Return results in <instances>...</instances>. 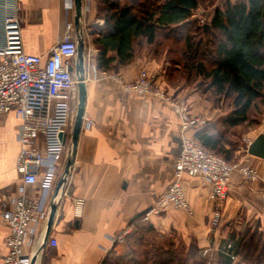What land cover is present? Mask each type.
<instances>
[{
    "label": "crops",
    "instance_id": "obj_1",
    "mask_svg": "<svg viewBox=\"0 0 264 264\" xmlns=\"http://www.w3.org/2000/svg\"><path fill=\"white\" fill-rule=\"evenodd\" d=\"M226 1L218 0L213 8L196 12L211 20L216 8ZM74 2L21 0L23 45L27 54L48 56L68 27L75 30ZM99 2L83 0L81 23L87 33L86 61L89 60L90 67L86 69L90 78L93 65L97 66L98 50L89 34L94 25H104ZM1 34L0 31V43ZM157 44L136 41L134 60L107 73L116 72L127 82H133L143 70L162 71L169 94L174 99H186L191 106V118L200 121L186 135L196 140L205 129H212L222 146L232 152L234 160L247 156L246 148L264 135V117L258 122L259 131L247 128L246 135L241 136L239 126L232 128L227 123L232 113L229 104L213 98L205 85L189 86L182 81L177 86L171 84L178 66L172 67L167 53H156ZM87 86L84 120H92L95 125L87 129L83 122L75 164L68 183L58 194V210L48 240L45 241L49 220L29 236L26 252L34 255L39 250L38 264H102L117 245L115 238H123L142 226H153L163 238L177 245L196 244L207 264H236L238 252L237 259L232 261L221 254L222 248L231 242L236 250L247 228H259L264 233V159L251 157L262 174L261 181L251 185L234 174L231 195L219 220L213 216L210 186L188 175L182 178L193 214L171 206L147 216L174 179V163L182 147L178 115L161 99L125 93L114 81L90 79ZM21 123L14 112L0 115V264L8 252L5 240L10 233L3 214L12 209V200L22 185L17 170ZM63 171L55 177L50 209ZM43 179L42 174L38 183L30 187L32 195L38 194ZM77 198L85 200L79 218L75 215ZM53 241L57 243L55 247ZM124 244L123 248L118 244L115 250L125 251ZM207 249L209 253L204 257L202 252Z\"/></svg>",
    "mask_w": 264,
    "mask_h": 264
},
{
    "label": "built area",
    "instance_id": "obj_2",
    "mask_svg": "<svg viewBox=\"0 0 264 264\" xmlns=\"http://www.w3.org/2000/svg\"><path fill=\"white\" fill-rule=\"evenodd\" d=\"M22 18L21 0H0V115L14 112L22 121L18 137L21 149L17 159L22 185L12 200V209L3 214V220L10 230L5 240L8 252L3 264H31L33 254L27 253L25 247L29 236L49 220L50 196L55 177L64 169L67 161L74 109L78 101L75 73L78 44L75 30L68 27L48 56L29 55L24 51ZM86 63V68H89V60ZM91 72L93 78H90V71L86 69L87 82L90 79L114 81L125 93L161 99L170 104L178 115L182 147L174 163V179L147 216L171 206L189 215L193 214L186 198L184 175L200 179L210 186L209 197L214 204L215 220L222 218L225 203L231 195L235 173L251 185L262 180V174L248 152L250 145L246 148L247 156L238 162H228L186 135L188 129L200 121L191 118L188 101L174 99L160 85L164 77L162 71L143 70L133 82H127L120 75L101 71L96 65H93ZM84 122L87 129L95 125L92 120L86 119ZM42 174L44 179L38 194L32 195L29 189L38 183ZM74 204L75 215L79 218L85 200L77 198ZM115 242L123 244L124 237L115 238ZM56 245V241H53L52 246ZM208 253L207 249L202 255L205 257ZM221 254L232 261L237 259L235 245L231 242L222 248Z\"/></svg>",
    "mask_w": 264,
    "mask_h": 264
},
{
    "label": "trees",
    "instance_id": "obj_3",
    "mask_svg": "<svg viewBox=\"0 0 264 264\" xmlns=\"http://www.w3.org/2000/svg\"><path fill=\"white\" fill-rule=\"evenodd\" d=\"M98 1L104 20L103 27H93L98 69L112 71L132 62L136 41L158 43L156 53L172 57V67L201 78L213 98L229 104V127L264 117V0H228L205 26L192 18L201 4L215 0ZM212 132L205 129L196 141L233 161ZM161 237L153 226L137 228L124 237L126 250H115L117 244L102 264H207L196 244ZM236 251V264H264V233L247 228Z\"/></svg>",
    "mask_w": 264,
    "mask_h": 264
},
{
    "label": "water",
    "instance_id": "obj_4",
    "mask_svg": "<svg viewBox=\"0 0 264 264\" xmlns=\"http://www.w3.org/2000/svg\"><path fill=\"white\" fill-rule=\"evenodd\" d=\"M75 34L77 39V60L75 65V73L78 80V105H77V113L74 118L73 130L70 139V146H69V153L67 157V161L64 167V171L61 177V180L58 184L57 191L55 194V198L52 200L51 209H50V216H49V223H48V232L45 241L48 240L50 231L56 219V213L58 210V194L63 189L65 182L70 175L76 159V153L78 148V142L80 141V135L83 129V122L85 117V109H86V102H87V95H88V86L87 81L85 79L86 76V49H85V42H86V35L85 31L82 27L81 18L83 14V0H75ZM74 69L72 68L71 71ZM249 154L253 157L264 159V135H259L254 142L250 145ZM77 226L79 221L76 222ZM40 257L39 250L32 255L31 257V264H38Z\"/></svg>",
    "mask_w": 264,
    "mask_h": 264
},
{
    "label": "rangeland",
    "instance_id": "obj_5",
    "mask_svg": "<svg viewBox=\"0 0 264 264\" xmlns=\"http://www.w3.org/2000/svg\"><path fill=\"white\" fill-rule=\"evenodd\" d=\"M218 3V0H215V2L213 3V2H206V3H203V4H201L200 5V7H199V9L200 10H202V9H205V10H208V9H210V8H213L214 6H216V4ZM101 8V7H100ZM197 16H196V18H192L193 20H197L196 21V23L198 24V25H208V23H209V17L208 16H205V14H201V13H199V12H196L195 13ZM206 17V18H205ZM191 19V20H192ZM192 20V21H193ZM202 21L204 22V24H202ZM92 33V34H91ZM90 34H89V38L91 39L90 41L92 42L93 41V39H95V36L93 35V31L91 32ZM91 36V37H90ZM92 45L94 46V44L92 43ZM94 48L96 49V47L94 46ZM97 50V49H96ZM173 58L172 57H170V56H168L167 57V60L169 61V60H172ZM113 72H110V74H112ZM114 74L115 75H119L118 73H116V72H114ZM165 75V74H164ZM166 81V79H165V77H163L162 79H161V83H162V86L166 89V91L168 92V93H170L169 92V90L166 88V86H165V82ZM172 82H171V84L174 86H177L176 84H177V82L178 81H182V82H185V84L186 85H189V86H196V85H202V79L201 78H199V77H196L195 75H190V77H188V75H186L185 73H184V71L183 70H181V67H178L176 70L174 69V75H173V79L171 80ZM170 95V94H169ZM170 96H173L172 94L170 95ZM182 99V98H181ZM185 101H187L186 99H184ZM74 111H75V114L77 113V106L75 107V109H74ZM75 117V116H74ZM262 119V118H261ZM261 119H259V121L261 120ZM74 121V120H73ZM258 121V122H259ZM258 122H256V121H253L252 119H250V121L248 122V123H246V124H243V125H241V126H239L240 128H239V130L241 129V131H240V133H241V136H243V134H245L246 135V131H248V130H245V129H247V128H252V129H254L255 131H259L260 130V123H258ZM258 123V124H257ZM239 130H236L237 132L239 131ZM245 141V140H244ZM239 159H241V157L240 158H238L237 160H233V161H239ZM233 161H231V162H233ZM254 164V163H253ZM158 236L160 237V238H162L161 237V235L160 234H158ZM179 238V237H178ZM119 247L120 248H123V246L122 245H119Z\"/></svg>",
    "mask_w": 264,
    "mask_h": 264
}]
</instances>
